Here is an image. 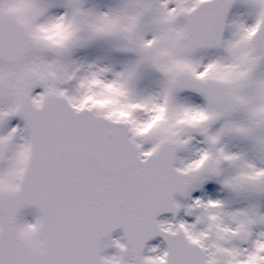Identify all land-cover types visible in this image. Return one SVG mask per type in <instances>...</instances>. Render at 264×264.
I'll return each instance as SVG.
<instances>
[{"label": "snow or ice", "instance_id": "obj_1", "mask_svg": "<svg viewBox=\"0 0 264 264\" xmlns=\"http://www.w3.org/2000/svg\"><path fill=\"white\" fill-rule=\"evenodd\" d=\"M0 264H264V0H0Z\"/></svg>", "mask_w": 264, "mask_h": 264}, {"label": "rangeland", "instance_id": "obj_2", "mask_svg": "<svg viewBox=\"0 0 264 264\" xmlns=\"http://www.w3.org/2000/svg\"><path fill=\"white\" fill-rule=\"evenodd\" d=\"M90 2L95 3V2H98V0H90ZM100 2H102V1L100 0ZM104 2H106V0ZM16 123H17V120L14 119L12 121V124L15 125ZM201 195H208V196H211L213 198H218V197H222L224 194L222 192H220L219 185L206 184V185H204V187H203V189L201 191L194 192L192 194V197L195 198V197L201 196ZM178 201H180L182 204L190 203L189 200H185L184 198L181 199V200H178ZM26 218L28 220L32 219L31 212L28 214V216ZM180 219H187V220H189V222L191 221L190 217H185L184 216L183 209L180 211V215L176 218V220H180ZM159 220L172 221L173 218L170 217V216H164V217H161ZM120 237L121 236L119 234H116L115 236H113L111 238L112 239H118ZM156 244H160V246L163 247L159 240L151 241L148 244V246L150 247V246H153V245H156ZM114 252H115L114 248H109V249L106 250V254H113Z\"/></svg>", "mask_w": 264, "mask_h": 264}]
</instances>
